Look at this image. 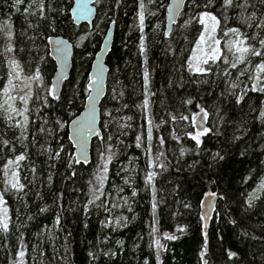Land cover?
<instances>
[{"label": "snow or ice", "instance_id": "obj_1", "mask_svg": "<svg viewBox=\"0 0 264 264\" xmlns=\"http://www.w3.org/2000/svg\"><path fill=\"white\" fill-rule=\"evenodd\" d=\"M98 6H103L104 0H94ZM182 0H174L172 4L165 6L171 14L170 18L174 23L178 19L180 12V3ZM186 7L190 10L185 14L186 19L176 23L175 30L171 26L162 32V36L168 39L163 40V49L165 56L171 55L174 61L175 71L178 73L176 86L183 88L185 85L184 74L187 72L190 82L197 86L199 92L202 85L208 86V95H213L218 90V95L212 105L203 103L204 97H193L191 95L182 97L181 106H192L198 109V113L191 117L192 126L197 129L195 133L184 131L183 135L190 137L195 142L194 147L187 148L180 143L182 136L178 135L175 127L169 133L170 139L176 142L177 149L172 152L176 160V165H180L181 159L188 153L196 156L204 153V137L217 138L223 135L222 125H227L228 119L224 114V105L231 109H239L243 112L245 105L249 112L246 114L253 124L258 123L264 129V103L258 106L248 104L252 99L251 94H256L257 100L264 96V0H184ZM124 0H114V8L119 9L123 6ZM135 5L133 11L136 12L135 27L138 29L139 43L138 55L143 59L142 66V96L143 100L137 104L142 112V119L147 122L145 144L143 134L135 136V147L143 149L145 160V170L143 175V190L150 194L151 220L148 230V255H154L155 264H163L162 254L167 251V245L162 241H175L180 239L181 235L186 234V227L177 225L174 233L161 232L158 211L164 203V198L158 199L161 189L157 188V177L167 172L172 167V162L168 159L167 149H165L166 139L163 135L157 137L156 152L153 154V129L157 132L171 123L173 126L180 121H188L189 116L174 109L166 113L169 119H160L156 124L152 118L150 109L155 103L151 97H155L157 92L151 90V72L149 69V48L147 44V35L145 33V21L148 17L156 16L159 8L162 6L160 0H133ZM4 7L8 8L7 14H0V246L5 251L11 253L12 258L8 264H29V246L25 243V235L22 229L27 228L28 222H31L34 215H26V219L21 218L20 209H15V219H13L12 210L9 201L15 197L17 203L23 204L27 208L25 197L36 185L38 179L37 160L43 157L48 186L53 183V177L57 165L63 164L64 173L61 174L62 180L74 181L79 175V169L76 165L83 166L89 163L88 155V137L95 136L100 144L97 146L96 162L93 169L89 172V178L86 181V190L81 193V189L74 184L71 188L73 193H81L84 202L80 207L86 220L91 217L93 212L103 214L104 219L98 223L101 229V235L97 237L95 248H89L87 256L89 264H96L101 257L107 261H115L118 256L123 254L126 243L122 239L112 240L111 233L119 232L129 227L136 220L133 214L131 219L123 212L117 214V210L126 208L127 212L134 213L133 204L138 196V185L135 180L136 168L129 169L127 166L115 168L114 176L121 178L123 184L117 183L110 172V166L118 164L120 156L123 153L121 146L127 148L122 137L128 134L132 128L131 116H119L114 113H120L122 108L128 105L122 104L120 107H114L113 110L102 108L100 111L101 128L111 129L106 135H102L97 129V101L105 91L104 74L106 66L101 63L99 55L95 52L80 53L86 60L92 61L90 68L93 70L86 75L87 83L83 91L87 92V103L84 105L85 111L80 115L72 111L76 105L78 96L76 92L71 95H63L57 91L61 87L62 80L66 79L63 71H59L53 66L55 77L47 78L46 64L49 52L54 54V59L61 66L66 67L70 51L79 48L88 37L79 36L73 44L60 38L58 29V18L65 14L57 4L56 0H3ZM110 5L107 11L103 12V17L111 24H116L117 20L109 17L108 12L112 10ZM153 8L156 10L154 11ZM77 18H87L92 15V9L88 6L87 0H79L74 9ZM19 14L26 25L19 32V37L26 38L24 46L20 47L18 43L17 31L14 27L12 15ZM127 14V13H126ZM103 23V20L101 21ZM223 22V23H222ZM234 25L231 26L230 25ZM195 25L198 37L193 41L189 40L188 33ZM98 27V26H96ZM160 28L156 25L153 31ZM222 33L224 39L223 49L221 48V38H218L217 31ZM31 32V34H29ZM92 33H89L91 36ZM71 39V37L69 38ZM47 42V43H45ZM194 46L189 48L188 45ZM107 48V40L104 42ZM48 45H52L49 49ZM43 46V50H42ZM190 55H186L189 53ZM27 57L23 60L22 58ZM178 64V67L176 65ZM173 81L168 80L169 88L173 87ZM159 91V90H158ZM125 93L123 90L112 89V100L117 104L123 99ZM199 100V102H197ZM54 104H58L64 115L70 119L71 134L64 133L78 150L77 155L66 154V159L62 157L65 154L63 146V136L66 127H69L68 121L63 116L52 117L46 115L50 110L55 111ZM163 105V101H161ZM212 116L210 126L205 122L209 116ZM143 127V125H141ZM240 135L233 134L226 141L228 145L237 148L239 156L243 163L251 149V145L245 143V137L250 129L248 121H242L236 129ZM260 141H264V132L260 133ZM240 144H244L240 147ZM178 151V155H177ZM230 152V148L221 147L217 151L209 152L212 163L209 168L227 164L225 153ZM259 155L264 156V143H259ZM135 159L128 161L132 164ZM199 161L194 160L188 167L195 169ZM264 164V161L261 162ZM26 170L31 175H21ZM182 167H176L177 173L181 172ZM122 173L127 174L123 175ZM131 173V174H128ZM249 181L255 184V188L246 195L247 209L255 208L257 201L264 200V168L259 171L251 169L248 175L242 177V182L247 184ZM171 183V181H169ZM209 190L202 193L203 199L199 200L201 209H206L198 213L201 222L200 233L202 243L199 250V264H209V228L208 221L212 219L211 213L216 211L215 201L225 200L226 194L218 193L212 190L217 185V180L211 176L207 180ZM131 189L130 196L123 195L125 188ZM173 194L179 191V185L173 188ZM37 198H42L39 193ZM66 193L61 190L54 194L53 204H45L39 207L38 214L53 211L54 221L52 227L44 225L36 233V239L43 242L46 237L56 251L55 241L60 237L57 233L64 231L62 226V214L67 210L63 201ZM71 203L81 204L79 197L72 200ZM176 204L185 209H192V204L188 200H177ZM71 206V205H70ZM75 211V209H72ZM176 215H179V207L176 209ZM219 216V213H216ZM236 225L235 220L229 221ZM83 227L87 229L89 224L84 223ZM109 230L108 234L104 230ZM71 233H68L70 236ZM247 232H241L240 236H247ZM15 237L14 250L9 247V240ZM256 239V237H252ZM144 240L142 235L137 236V241L133 242L132 250L135 252L140 248V242ZM223 240V236H220ZM110 242L115 247L101 248L100 245H109ZM68 237H64V250L67 252ZM32 264H36L37 259L43 264L45 255L40 243L33 244L31 247ZM228 261L232 264H243V255L240 250L226 251ZM142 264H150L149 259H143Z\"/></svg>", "mask_w": 264, "mask_h": 264}, {"label": "trees", "instance_id": "obj_2", "mask_svg": "<svg viewBox=\"0 0 264 264\" xmlns=\"http://www.w3.org/2000/svg\"><path fill=\"white\" fill-rule=\"evenodd\" d=\"M10 2V0H9ZM168 0H160L161 7L156 16L148 17L145 21L146 28L145 33L147 35V44L149 48V69L151 72V90L157 92L155 97H151L155 103L151 105V115L156 124L160 122V119H169L166 113L172 112L174 109H179L185 115L189 116L188 121H180L177 125L173 126L171 123L164 125L159 132L153 129V154H155L157 148V137L163 135L166 139L165 149H167L168 159L172 162V167L167 172H164L161 176L157 177L156 185L161 191L158 194V199L164 198V203L161 205L158 211L157 219L159 220V228L161 232L174 233L177 225L186 227V234L181 235L180 239L175 241H162L167 245V251H165L161 259L163 264H199V250L202 243V236L200 233L201 222L199 221L198 213H202L204 209H201L198 201L203 199L202 193L207 192L209 187L207 180L211 176L217 180V185L212 189L221 194H226V199L215 202L216 211L211 213L212 219L208 221L209 228L207 229L209 234V264H232L228 261L226 251L231 249L233 251L240 250L243 255V264H264V200L257 201L255 208L247 209L245 200L247 193L255 186L251 181L245 184L242 182V177L248 175V171L251 169L260 170L264 168V156L259 155V143L264 141L259 140L261 132L264 129L260 127L258 123L253 124L251 119L246 115L249 112L247 105L244 106L243 112L239 109H231L226 104L224 105V114L226 118L234 117V119H228L227 125L221 126L223 135L217 138L204 137L203 147L206 149L204 153L196 156L193 153L186 154L180 161V165H176V160L172 155V152L177 149L175 141L170 139L169 133L175 127L178 135L182 136L180 141L184 147L192 148L195 142L183 135L184 131L195 133L197 130L192 126L191 117L198 112V109L192 106H181L180 100L182 97L189 95L193 97H204L203 103L212 105L215 101L218 90L213 95H208V86L202 85L199 92L197 86L190 82L188 74L185 72L184 79L185 85L183 88L176 86L175 82L178 79V73L174 68V61L171 55L165 56L163 49V40L168 38L162 36V32L165 30V15ZM72 0H56V4L64 10L65 14L58 18L59 33L66 36L72 44L78 40L79 36L88 37L82 43L79 48H74L72 53V68L68 79L63 83L61 94L71 95L76 92L78 99L76 105L73 106L72 111L78 113L82 107L84 97L87 92L83 91L86 84V75L90 65V61L85 59L80 53L95 52L100 44L104 29L109 22L103 17V12L107 11L110 5H113L112 10L108 12L109 17L116 19L115 32L111 49L107 55L106 63L108 65V75L106 80V93L100 103V111L102 108L113 110L114 107H120L122 104H127V108H122L120 113H114L119 116H131L130 121L132 128L128 130V134L122 139L124 144L128 145L127 148L121 146L123 153L120 156L119 163L110 166L112 171L110 176L119 184H123L121 178L114 176L116 167L121 165L127 166L129 169L135 167V180L138 185V196L135 198L136 203L133 204L134 213L127 212L126 208L117 210V214L123 212L124 215L129 216L136 215V220L133 221L128 228L123 229L116 233H111L112 240L122 239L126 243V247L123 250V254L113 261H107L101 257L96 264H142L143 259L147 258L150 264H155L154 255H148V230L151 220V207H150V194L143 190V175L145 170V160L143 149H137L135 147V136L143 134L145 144L146 141V129L147 122L142 119V112L137 108V104H140L143 100L142 96V66L143 59L138 55V43H139V31L135 27L137 21L135 20L136 12L133 11L135 5L133 0H124V4L121 8H114V0H104L103 6L96 4V16L89 27L86 24L74 25L71 20L69 9ZM155 11L156 9L153 8ZM8 8L4 7L3 0H0V14H7ZM190 10L186 7V3L180 17L176 23L182 22L186 19ZM127 13V14H126ZM2 18V16H0ZM14 27L17 31L18 43L20 47L24 46L26 38L19 37V32L26 28L23 18L19 14L13 13L12 15ZM103 20V23L101 22ZM176 23L172 25L175 30ZM223 23V22H222ZM156 25H160V28L156 31ZM231 25V22H230ZM98 26V27H96ZM234 26V25H231ZM196 28H201L200 25H195L188 33L189 40L193 41L198 37ZM92 33L89 36V33ZM31 34V32H29ZM218 38H221V48L223 49L224 39L222 33L217 31ZM47 43V42H45ZM193 44L188 45L189 48L193 47ZM43 50V46H42ZM186 55H190L186 53ZM27 57L22 58L23 60ZM46 73L47 78H51L53 74L54 62L47 56ZM178 67V64L176 65ZM171 79L173 87L169 88L168 80ZM116 88L118 91L123 90L125 95L123 99L117 104L112 100V89ZM159 90V91H158ZM252 99L248 101V104L258 106L260 103H264V96H260L259 100L256 98V94H251ZM163 101V105L161 104ZM199 102V100H197ZM55 111H49L46 115L52 117L63 116V118L69 121V117L64 115L58 104H54ZM210 115L207 121V126H210L212 121ZM244 120L248 121V128L250 131L245 137V143L251 145V149L255 151L249 152L247 159L241 163V157L238 154L237 148L226 143L233 134L240 135L237 132V126ZM101 116H100V129L102 135H106L109 131L114 132L116 129L101 128ZM143 125V127H141ZM2 130V129H0ZM67 133L66 128L61 133L63 136V146L65 148V154L62 157L66 159V154H72V146L64 133ZM100 141L95 138L91 144V160L86 165H76L79 169V175L74 181L62 180L61 174L65 169L63 164L57 165L55 174L53 177V183L48 186L46 183L47 175L42 165L43 157L37 160L38 165V179L36 185L31 187L28 195L25 197L27 202V208L23 204L17 203L15 197H12L9 201L10 208L12 210L13 219H15V209L19 208L21 218L26 219V215H34V219L28 222V226L24 231L25 243L29 246V264H32L31 247L33 244L40 243L45 255L43 257V264H89V258L87 252L90 247L93 249L97 244V237L101 235L99 220L104 219L103 214H96L93 212L91 217L86 220L83 212L80 210L84 202V197L81 194L86 190V181L89 178V172L93 169L96 162L97 146ZM244 144H240L243 147ZM221 147L230 148V152L225 153L228 163L214 166L209 168V164L212 163L209 152H214ZM73 155V154H72ZM178 155V151H177ZM135 159L132 164L128 161ZM199 161L195 169L188 167L193 161ZM176 167H182V171L177 173ZM131 174V173H128ZM21 175H31L26 170L21 172ZM123 175H127L122 173ZM171 181V183H169ZM73 184L81 189V193H73L71 188ZM179 185V191L173 194V188ZM63 190L66 195L63 201L65 209L62 214V226L64 231L57 233L60 237L55 241L56 251L54 252L52 245L47 241L46 237H43L41 241L36 239V233L47 225L52 227L54 221L53 211L50 210L45 214H38V209L45 204L52 206L54 194ZM37 193L42 198H37ZM131 189L125 188L123 195L130 196ZM79 197L81 204L71 203ZM177 200H188L192 204V209H185L182 206L176 204ZM71 205V206H70ZM179 207V215H176V209ZM72 209H75L73 211ZM219 213L217 216L216 213ZM235 220L236 225L231 224L229 221ZM87 222L89 227L85 229L84 223ZM241 232H247V236H240ZM68 233H71L68 236ZM105 234L109 233V230H104ZM142 235L144 240L140 242V248L135 252L132 250L133 242L137 241V236ZM68 237L67 252L65 253L63 244L64 237ZM220 236H223V240H220ZM256 237V239H252ZM16 245L15 237H11L9 240V247L14 250ZM115 247L110 242L109 245H100L101 248ZM12 258L9 251H5L0 246V264H8L9 259ZM36 264H40V260L37 259Z\"/></svg>", "mask_w": 264, "mask_h": 264}, {"label": "water", "instance_id": "obj_3", "mask_svg": "<svg viewBox=\"0 0 264 264\" xmlns=\"http://www.w3.org/2000/svg\"><path fill=\"white\" fill-rule=\"evenodd\" d=\"M78 2H79V0H72L71 6H70V9H69V13H70V16H71L72 23L74 25L86 24L87 26L91 27L92 23H93V21L95 19L96 13H97L96 12V3L94 2V0H87L88 6L92 9V15L88 16L87 18H77V13L74 12V9L76 8V5H77ZM173 2H174V0H168L167 5L172 4ZM185 3L186 2H184V0H182V2L180 3V12L178 14V19L180 17L181 12L184 9ZM170 16H171V14L167 11V8H166L165 30H167V28L169 26L172 27V25L175 24L178 21V19H177V21L174 23V21L170 18ZM114 32H115V24H111L110 22H108L106 27H105V29H104L102 38L100 40L99 47L95 51V53L97 55H99L101 63L106 66V71H105V74H104L105 91H104V93L101 94L100 99L97 101V108H98L97 129L99 131H101L100 124H99L100 123V103H101V101H102V99H103V97L105 96V93H106V80H107V75H108V70H109L108 65L106 63V58H107V55H108V53H109V51L111 49V46H112ZM59 36H60V38L68 41V43L70 45L72 44V42L66 36H64L62 34H59ZM105 40H107V48H105V44H104ZM48 48L51 49L52 45H48ZM72 53H73V49L70 51L66 67L61 68V66L59 64H57V62L55 61L54 54L49 52V57L54 62V66L56 67V69L59 70V71H63L65 76H66V79L62 80V82H61V87L57 89V91H59V92H61L63 83L68 79V77L70 75L71 68H72ZM91 62L92 61H90V63ZM91 71H93V70L89 66L87 74H90ZM55 75H56V73L53 71V74H52L51 78L55 77ZM86 83H87V81H86ZM87 95H88V93H86V95L84 97V100H83L82 107H81L80 111L77 113V115H80L81 113H83L85 111L84 105L87 103ZM205 123L207 125V122H205ZM68 124H69V127H66V130H67V133L70 135L71 134L70 120L68 121ZM101 134H102V132H101ZM94 138H96V137L95 136L88 137V149L87 150H88V155H89V161L91 160V144H92V141H93ZM69 142H70V144L72 146V154L73 155H77L78 154V150L76 149V146L71 141H69ZM84 165H86V164H84ZM204 211H206V209H204Z\"/></svg>", "mask_w": 264, "mask_h": 264}, {"label": "rangeland", "instance_id": "obj_4", "mask_svg": "<svg viewBox=\"0 0 264 264\" xmlns=\"http://www.w3.org/2000/svg\"><path fill=\"white\" fill-rule=\"evenodd\" d=\"M188 13H189V12H188ZM83 57H84V56H83ZM196 113H198V112H196ZM254 188H255V186H254L249 192H251ZM249 192H248V193H249Z\"/></svg>", "mask_w": 264, "mask_h": 264}, {"label": "bare ground", "instance_id": "obj_5", "mask_svg": "<svg viewBox=\"0 0 264 264\" xmlns=\"http://www.w3.org/2000/svg\"><path fill=\"white\" fill-rule=\"evenodd\" d=\"M95 139V138H94Z\"/></svg>", "mask_w": 264, "mask_h": 264}]
</instances>
